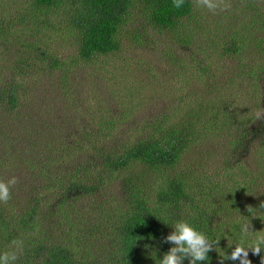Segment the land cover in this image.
Masks as SVG:
<instances>
[{
	"label": "trees",
	"instance_id": "trees-1",
	"mask_svg": "<svg viewBox=\"0 0 264 264\" xmlns=\"http://www.w3.org/2000/svg\"><path fill=\"white\" fill-rule=\"evenodd\" d=\"M262 2L244 1L247 20L214 13L205 23L208 9L194 0H0V180L22 169L0 202V254L19 240L15 264H160L174 246L163 238L183 220L219 240L197 264H220L242 239L264 235ZM149 33L182 84L203 86L201 102L183 100L177 117L149 115L132 140L116 138L113 115L62 134L56 123L59 147L33 129L68 96L75 63L116 54L121 40L141 46ZM63 45L74 47L69 63L58 57ZM31 89L34 105L24 100ZM225 91L255 101L240 110ZM200 137L206 147L191 152ZM262 257L249 249L251 264Z\"/></svg>",
	"mask_w": 264,
	"mask_h": 264
},
{
	"label": "rangeland",
	"instance_id": "rangeland-1",
	"mask_svg": "<svg viewBox=\"0 0 264 264\" xmlns=\"http://www.w3.org/2000/svg\"><path fill=\"white\" fill-rule=\"evenodd\" d=\"M244 1L249 0H227L231 7L223 12L217 10L215 16L222 14V19L227 20L232 15L234 19L239 16L242 21L247 20L248 15L240 11L244 8ZM261 5L264 7V2ZM206 12L207 14L203 15V21L208 23L214 13L209 10ZM239 25L242 26V23L240 22ZM204 31L207 32V29ZM158 35L162 36L159 33ZM152 39L154 36L151 33L147 34V41L141 46L132 45L127 39L121 40V50L116 54L96 57L89 64L75 63L74 68L77 70L71 84L68 83V90H70L68 96L66 99L58 98L55 105L57 113L47 112L46 117L39 118L34 126L31 125L33 129L35 131L46 129L44 133L46 136L49 135L48 140L59 147L60 134L59 128L56 129V123L61 122L62 134L73 131L75 128L77 131L88 130L86 123L92 127L96 125L100 117L106 116L111 120L110 117L113 115V121H111L115 125L116 138L132 140L141 132L139 129L141 126L136 127L137 130H135L136 124L141 125L149 115L160 117L163 113H173L174 117H177L187 106L182 103L183 100H193L191 105L201 102L202 96L205 95L201 91L204 89L203 86L198 87L194 83L182 84L177 76L179 69L173 66L162 53L164 46L161 47L160 41H156L154 44V41H150ZM45 43H49L48 39ZM56 48L55 45L54 50ZM71 49L73 50L74 47L60 46L57 49L58 57L65 58L69 63L72 58ZM205 90L208 91L206 88ZM248 93L254 94L251 89L248 90ZM36 94V90L31 89L24 100H29L30 105H34L39 96ZM224 95L228 98L225 100L234 102L240 110L242 104L248 107L252 106L255 101V97L250 101L241 98L240 92L233 94V92L225 91ZM83 120L86 121L85 128ZM175 120L173 117H169L168 122ZM202 139L203 137H200L195 140L194 150L191 152H195L198 145L206 147L202 144ZM45 142L46 140L43 143ZM43 143H39V145H44ZM60 149L64 148L60 147ZM262 154L264 155V153ZM74 155L73 152L63 153L61 157L63 160H70ZM210 168L211 166H208L206 169L210 171ZM20 171H22L21 168L13 171L12 176L18 178ZM226 183L225 177L219 178V185L224 186Z\"/></svg>",
	"mask_w": 264,
	"mask_h": 264
},
{
	"label": "clouds",
	"instance_id": "clouds-1",
	"mask_svg": "<svg viewBox=\"0 0 264 264\" xmlns=\"http://www.w3.org/2000/svg\"><path fill=\"white\" fill-rule=\"evenodd\" d=\"M198 7H205L209 11L215 13L217 10L224 11L231 7L227 0H194ZM184 4V0H173V6L180 8ZM257 121L264 123V109H260L255 113ZM18 183L17 177L13 176L7 181L0 180V202L7 203L11 198L10 187ZM264 208V202L260 204ZM248 211L252 208L248 207ZM250 223L242 226V232L248 234L250 232ZM164 243L174 245L160 259V264H183L185 258L189 259V264H197L200 261L208 260V253L213 251L214 244H218L219 240L210 241L207 236L197 231L186 221H179L174 224V230L163 238ZM14 251H6L0 254V264H15L18 259V253L23 250V242L14 240ZM249 249L253 255H259L264 252V235H258L253 243L245 246L244 240L236 244L230 254L224 255L220 260L223 264L224 260L239 261V264H251L248 259ZM261 264H264V257L261 258Z\"/></svg>",
	"mask_w": 264,
	"mask_h": 264
}]
</instances>
